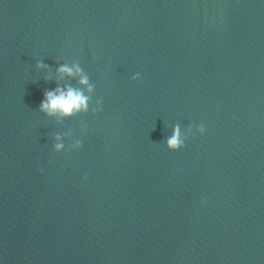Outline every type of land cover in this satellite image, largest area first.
I'll return each mask as SVG.
<instances>
[{
	"label": "water",
	"instance_id": "water-1",
	"mask_svg": "<svg viewBox=\"0 0 264 264\" xmlns=\"http://www.w3.org/2000/svg\"><path fill=\"white\" fill-rule=\"evenodd\" d=\"M0 264H264V0H0Z\"/></svg>",
	"mask_w": 264,
	"mask_h": 264
},
{
	"label": "clouds",
	"instance_id": "clouds-1",
	"mask_svg": "<svg viewBox=\"0 0 264 264\" xmlns=\"http://www.w3.org/2000/svg\"><path fill=\"white\" fill-rule=\"evenodd\" d=\"M38 69L47 68V65L42 62L36 64ZM57 73L63 77H79V84L87 89L89 94L93 93L95 89V84L90 83L89 75L81 67L80 63L77 62L74 65L69 66L68 64H62L57 68ZM50 79V77H46ZM141 79L140 73H136L132 76L133 81ZM92 101L91 95H86L82 88H74L72 86H67L62 88L57 86L54 90H45L44 98L39 105V111L46 114L47 116H55L61 119H66L72 117L78 113L89 111V105ZM95 103L99 105L98 108H93L94 113L102 111L101 105L103 103L102 99H96ZM195 128V132L193 129ZM206 131L205 125L200 124L198 126L189 125L186 132H182L181 125L179 123L173 126L171 135L166 137L164 142L169 151H178L186 146L185 141L188 139L189 135L192 138H196V133L203 135ZM56 143L53 145L55 152H61L64 150L65 145L62 142V136L56 134L54 137ZM75 147L80 149L82 147V141L77 140L75 142ZM43 172V169H40ZM87 174L83 177L87 180Z\"/></svg>",
	"mask_w": 264,
	"mask_h": 264
}]
</instances>
